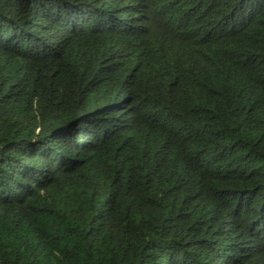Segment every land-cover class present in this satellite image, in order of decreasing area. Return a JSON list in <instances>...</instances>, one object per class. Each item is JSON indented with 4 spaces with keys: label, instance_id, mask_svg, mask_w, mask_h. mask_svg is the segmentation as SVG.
Listing matches in <instances>:
<instances>
[{
    "label": "trees",
    "instance_id": "obj_1",
    "mask_svg": "<svg viewBox=\"0 0 264 264\" xmlns=\"http://www.w3.org/2000/svg\"><path fill=\"white\" fill-rule=\"evenodd\" d=\"M0 264H264V0H0Z\"/></svg>",
    "mask_w": 264,
    "mask_h": 264
}]
</instances>
